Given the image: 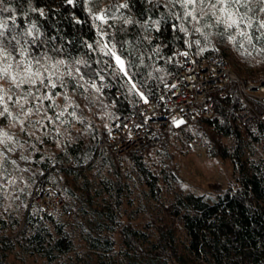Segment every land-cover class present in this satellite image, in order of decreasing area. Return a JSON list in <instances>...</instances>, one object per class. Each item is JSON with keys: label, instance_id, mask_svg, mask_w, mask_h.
<instances>
[{"label": "trees", "instance_id": "16d2710c", "mask_svg": "<svg viewBox=\"0 0 264 264\" xmlns=\"http://www.w3.org/2000/svg\"><path fill=\"white\" fill-rule=\"evenodd\" d=\"M5 7L0 41L15 47L12 62L44 57L41 64L62 83L56 75L55 88L0 82L12 113L0 117V129L13 137L0 144V264H10L11 254L48 264H264V116L238 119L235 83L214 94L209 116L167 124L158 143L124 152L122 166L99 145L113 119L152 98L185 53H221L243 81H264L262 5H249L252 26L246 20L245 38L236 40L214 22L195 31L208 25L206 15L193 29L180 0H5ZM113 45L127 76L105 54ZM48 89L52 103L34 98ZM27 91L33 96L24 109L33 112L25 116L8 96L15 101ZM63 104L61 115L56 105ZM253 104L264 114V104ZM195 139L207 156L231 163L229 184L207 193L182 187L176 161ZM39 179L56 187L62 206L29 204Z\"/></svg>", "mask_w": 264, "mask_h": 264}, {"label": "built area", "instance_id": "2783aa9c", "mask_svg": "<svg viewBox=\"0 0 264 264\" xmlns=\"http://www.w3.org/2000/svg\"><path fill=\"white\" fill-rule=\"evenodd\" d=\"M230 83L237 86V116L242 123L263 118L254 102L264 104V81L248 83L234 71L221 53L184 54L177 71L171 73L152 98L138 100L133 108L113 119L106 145L122 166L121 156L128 150L142 153L165 136L164 126L209 116L214 107V94H225ZM201 148L197 139L192 143ZM29 204L50 211L62 206L63 200L55 186L41 179L33 186Z\"/></svg>", "mask_w": 264, "mask_h": 264}, {"label": "snow or ice", "instance_id": "6c2138e0", "mask_svg": "<svg viewBox=\"0 0 264 264\" xmlns=\"http://www.w3.org/2000/svg\"><path fill=\"white\" fill-rule=\"evenodd\" d=\"M5 0H0V3H4ZM71 2V0H69ZM181 7L185 9L184 16L190 17L193 21H198V16L207 15L210 11L212 16L215 18L216 25H224L225 30L227 29H239L242 24L247 20L246 27H251V17H248L247 13L252 12L253 9L249 7L250 4L258 3L262 5L258 9L260 12H264V0H180ZM121 7H127V5H121ZM241 8L246 9L245 12H241ZM190 9V10H189ZM9 8H0V12H8ZM101 16H98L97 19H101ZM13 23H15V18L13 17ZM7 27V22L0 23V29H5ZM34 27V26H33ZM258 27L260 29H264V20L259 22ZM186 31V29H182ZM195 31L199 32L200 28H196ZM27 34H31L30 31ZM5 35L4 31H0V37ZM223 35V33H221ZM241 36H245L244 32H240ZM231 38V37H230ZM12 40L16 41V44H19V40H17L16 36H12ZM11 43V42H9ZM199 44V41H196ZM107 47V46H105ZM112 48H109L105 53L106 55H111L114 57L116 64L119 66V70L125 75H128L126 71V66L122 58L113 51ZM15 52V47L13 46L12 51H8L7 47L3 46V42L0 41V58L6 63L0 67V79H4L9 81L15 88H21L24 85L35 86L37 82L40 85L46 88H55L57 86L56 82L52 79L53 75H56L57 80H61V76L57 75L54 72H49L48 67L41 64L42 59L44 57L35 56L27 59H20L13 63L15 60L13 53ZM27 54V49H21V55L25 56ZM186 55V53H185ZM57 64H64L63 60L57 61ZM56 65H53L55 68ZM43 68V72L41 71ZM44 72H48V76H44ZM71 74V73H69ZM45 79H47V83H45ZM62 83V80H61ZM132 87L135 88V84H132ZM7 93L0 89V103H3V110L0 111V117L2 116H11L12 113L9 111L7 103H4V97ZM33 96L31 91L25 92L23 96L17 97L15 101H13L12 96H8V101L14 102L22 112H24V105L28 103V97ZM35 99H51V95L45 93L44 96L34 97ZM38 112L39 109L37 108ZM33 109L29 108L24 115L32 114ZM63 115V113H61ZM13 119H19L18 117L13 116ZM13 137L6 131L0 129V144L7 145L8 142L12 141ZM22 159H26L22 157Z\"/></svg>", "mask_w": 264, "mask_h": 264}, {"label": "rangeland", "instance_id": "374dc122", "mask_svg": "<svg viewBox=\"0 0 264 264\" xmlns=\"http://www.w3.org/2000/svg\"><path fill=\"white\" fill-rule=\"evenodd\" d=\"M200 17L201 15L198 16V21ZM198 21L192 20L191 27L193 29ZM205 22L208 25H206V27L204 25H201L200 30L209 31L208 27L212 28L213 22L215 24V18L212 16L211 12H209L206 15ZM222 27L225 32L233 34L231 36L232 40L239 39V37L241 36L240 32L242 31V27H240L239 29L233 28V29H227V30H225L224 25H222ZM241 37L245 38L244 36H241ZM1 81L4 86H6L7 84H10V82L7 80L0 79V82ZM48 92L49 94L51 93L50 89H48ZM50 100H51V103L53 102V100H55L53 95L51 96ZM63 105H66V107L59 108V106L56 105V111H60V114L64 112V110H66V108L68 107L67 104H63ZM29 108L30 107L25 108L24 112H26ZM39 108L41 107L39 106ZM50 115L52 116V114ZM40 118H43V117H40ZM35 119H39V117H35ZM32 122H35V121H32ZM176 166L180 174L182 187L184 189H190L198 193H207L210 190H213L214 187H216L215 184L219 183L222 186H225L233 180V177H232L233 172H232L231 163L228 160H221L219 158L207 156L205 154V150L202 147V145L200 148L199 146L192 144L191 151L187 155L181 157L180 159H177ZM5 204H10V202L6 199ZM67 219L68 218H66V220ZM113 236L119 242V233L116 232L115 234H113ZM9 259H10V264H48L43 258H40L39 256H35V255H29V256L27 255V256L20 258L16 254L14 255L11 254L9 256Z\"/></svg>", "mask_w": 264, "mask_h": 264}]
</instances>
